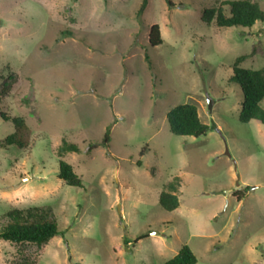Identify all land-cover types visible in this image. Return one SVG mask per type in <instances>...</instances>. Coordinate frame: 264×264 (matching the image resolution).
<instances>
[{"label": "rangeland", "instance_id": "obj_1", "mask_svg": "<svg viewBox=\"0 0 264 264\" xmlns=\"http://www.w3.org/2000/svg\"><path fill=\"white\" fill-rule=\"evenodd\" d=\"M170 1L138 15L141 0H0V139L14 132L1 113L29 128L25 148L0 147V216L46 205L61 231L41 246L0 239V264H162L184 244L196 264H264V124L239 121L228 81L238 56L264 66V22L207 25L214 0ZM183 103L215 127L172 134L166 113ZM108 125L109 147L87 153ZM63 137L81 149L62 158L80 187L58 177ZM176 176L167 211L158 196Z\"/></svg>", "mask_w": 264, "mask_h": 264}, {"label": "trees", "instance_id": "obj_2", "mask_svg": "<svg viewBox=\"0 0 264 264\" xmlns=\"http://www.w3.org/2000/svg\"><path fill=\"white\" fill-rule=\"evenodd\" d=\"M169 6L172 2L167 0ZM215 4L202 10L201 20L207 25L214 23L218 27H252L256 22H264V10L259 2L255 0H214ZM148 0H141L138 15L143 13ZM64 34H70L64 32ZM148 41L150 45L161 44L162 39L159 34V27L153 24L149 30ZM246 58L245 55L238 56L232 64V74L228 78L229 82L239 85L242 92V103L238 114V119L242 123H247L252 119L264 124V109L260 102L264 98V66L258 69L244 68L240 63ZM11 81L0 86V96L6 95L9 91ZM5 120L11 121L14 132L0 139V147L15 146L25 148L27 139H23L19 133H26L28 126L24 119L19 116H7L1 113ZM169 130L175 135H188L199 137L212 130L215 125L203 123L198 115L197 107L191 103L178 104L166 113ZM111 126L108 125L104 131L101 141L87 144L86 152H90L97 146L109 147ZM68 152H81L76 143L62 138L61 144L57 146L56 155L58 157V177L66 185L80 187L82 180L75 173L70 163L62 158ZM143 149L140 155H143ZM138 166L142 162L138 160ZM179 177H174L164 184L158 196V204L167 211L175 210L179 206L178 185ZM61 234L57 221L50 206H29L26 208H12L0 216V239L16 244L32 243L37 246L46 244L51 238ZM143 237V236H142ZM141 238V237H139ZM197 257L191 248L184 244L177 253L162 264H196ZM30 264V263H28ZM32 264V263H31ZM70 264H81L71 262Z\"/></svg>", "mask_w": 264, "mask_h": 264}, {"label": "water", "instance_id": "obj_3", "mask_svg": "<svg viewBox=\"0 0 264 264\" xmlns=\"http://www.w3.org/2000/svg\"><path fill=\"white\" fill-rule=\"evenodd\" d=\"M208 108L211 109V100L208 99Z\"/></svg>", "mask_w": 264, "mask_h": 264}]
</instances>
